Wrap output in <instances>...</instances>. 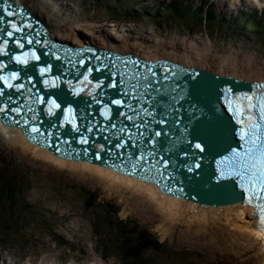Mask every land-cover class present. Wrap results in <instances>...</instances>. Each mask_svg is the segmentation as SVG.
Wrapping results in <instances>:
<instances>
[{
    "label": "rangeland",
    "instance_id": "1",
    "mask_svg": "<svg viewBox=\"0 0 264 264\" xmlns=\"http://www.w3.org/2000/svg\"><path fill=\"white\" fill-rule=\"evenodd\" d=\"M34 1L65 23L68 30L74 28L95 41L118 38L167 51L173 46L182 50L201 47L211 58L233 57L239 63L251 59L264 69V31L253 29L264 25V10L252 9L254 14L249 15L240 13V8L249 9L242 0H213L210 10L220 18L213 22H204L205 15L211 12H207L208 5L199 15L203 22L198 21L199 16H167L170 8L162 3L168 0ZM67 167L9 146L0 133V170L18 181L27 205L17 207L16 213L0 222V263L228 264L229 251H243L247 257L264 254L261 242L232 231L223 221L168 222L147 197L111 187L90 173ZM88 192L97 198L91 207L85 205ZM105 204L116 213L102 212L107 209ZM119 219L143 227L164 245L166 252L149 251L128 259L121 238L109 226Z\"/></svg>",
    "mask_w": 264,
    "mask_h": 264
},
{
    "label": "water",
    "instance_id": "2",
    "mask_svg": "<svg viewBox=\"0 0 264 264\" xmlns=\"http://www.w3.org/2000/svg\"><path fill=\"white\" fill-rule=\"evenodd\" d=\"M7 11L13 12L14 15L11 17L6 15ZM10 21L17 24L21 31H14L10 26ZM9 31L13 33L11 37L7 35ZM29 40L33 43L29 44ZM0 49H2L0 51V77L4 78L0 79V93L3 94L0 95V108L5 109L3 113H0V123L3 126L7 121L5 117L12 115L8 109L19 107L17 103L22 102V98L26 97L28 100L29 96L34 97L32 94H37V89L43 92L39 95L40 98L44 95L48 96L47 91L40 86V76L43 77L41 80L46 78V82L49 77L56 76L60 83L69 76L71 80L72 71H75L79 76L77 85L85 80V75L88 76V81L92 77H97L98 80L93 84L101 85L103 80H109L111 76H114V72L117 76L115 81L118 82L122 74L126 81L134 73L141 76L147 74L154 81L153 88L159 90L157 92L150 88L148 90L150 96L144 97L147 103H141L146 110L145 124L147 127H136L127 120H120V122H128V127L132 128L131 130L127 128L129 136L137 134L141 136L143 133L140 137L141 147L138 153L137 147L129 153L128 140L121 141V138L125 137L123 132L118 133L117 136H109L110 142L125 144L123 148H116V152L123 153V155L129 154L128 160L129 157H137L140 152L150 154L149 163L143 170L139 167L135 169L133 177L138 181L155 184L152 180L142 177L156 176L157 173L152 165L161 163L160 158L163 157V161L170 162L166 169L170 178L160 184H155L162 193L168 196L188 198L190 202L197 200L201 204H212L213 206L216 203H233L242 198V192L236 190L234 180L218 181L220 176L214 171L213 165H219L221 157L230 147H238L235 136L236 125L221 100L228 102V92L235 93L240 89L249 90L248 80L237 78L234 75L223 76L195 65L185 66L164 57L145 59L94 45L76 46L68 41H61L52 36L44 20L21 0H0ZM105 53H108V56ZM17 57L26 63H18ZM128 60L137 61L139 64L126 63ZM88 68L93 71L89 73ZM41 69H46V71L41 74ZM153 73L155 75H152ZM31 74L35 77L34 84L29 81ZM123 87L126 89L127 83L118 88H111L106 101L127 100L132 106L141 109L140 104L137 105L135 100L124 95ZM56 96L62 99L59 93ZM78 97L82 101L81 105L88 101L82 95ZM153 102H155L154 108ZM234 103L235 101H232L231 105ZM94 109L97 108L94 107ZM73 112L83 114L85 110L79 105L77 109H73ZM164 112H167L164 125L148 120L151 119L147 116L148 113L153 114L159 121ZM22 113L26 112L22 111ZM95 115L97 113L91 117L85 116V119L93 118ZM16 126L22 127L21 123ZM8 128L16 131L11 126ZM155 131H161V136H152ZM149 139H155L153 146L149 144ZM103 143L106 145V140ZM79 154L83 156V153ZM85 155L89 157L87 156L88 151H85ZM113 157L115 160L113 165H117L118 158L115 155ZM162 166L163 163L159 165V168ZM164 183L169 185L168 189L162 187Z\"/></svg>",
    "mask_w": 264,
    "mask_h": 264
},
{
    "label": "bare ground",
    "instance_id": "3",
    "mask_svg": "<svg viewBox=\"0 0 264 264\" xmlns=\"http://www.w3.org/2000/svg\"><path fill=\"white\" fill-rule=\"evenodd\" d=\"M21 1L25 2L33 12L44 20L53 37H57L61 41H68L76 46H81L83 43L93 44L99 48H107L120 53H131L145 59L164 57L185 66L195 65L197 67L207 68L223 76L234 75L250 82L253 80H264V69L259 68V66L255 64V62H252L251 59H243V63H239L238 60L233 57L225 58L224 60H217L216 58H211L212 55L207 54V50L201 49V47H190L188 50H182L173 46L167 51V48L158 49L157 46L140 47V45L135 43L129 44L127 41L122 42L118 38H113L114 41H117L116 43L109 42L113 40L112 38H101L100 40L95 41V38L76 32L74 28L68 30L65 23L50 16L45 7L41 6L34 0ZM257 2L260 1L257 0ZM140 43H143V41H140ZM0 131L3 132L4 136L1 132L0 133L5 140V143L9 146L23 149L36 158H41L44 161H48L62 168L68 166L71 168H67L71 170L73 169L76 171H82L83 173H90L100 180L106 181L111 187L114 186L117 189L124 188L126 191L140 194L142 197H147L156 205L168 222L175 221L181 223L185 221L187 223H194L195 221H200L209 223L210 221H213L212 223H216L218 221H223L232 229V231L244 233L250 238H255L257 242H261L264 252V233L259 232L255 227V224L259 223L260 210L257 208L258 202L254 199L248 201L246 207L241 206L240 203L219 205L217 207H204L200 206L201 204L197 202L191 203L168 196H162L154 185L118 175L85 162H69L64 159H59L51 155L47 150L37 149L31 146L16 131L6 130L4 127L3 129L0 128ZM32 152H34V154ZM229 253L226 255L228 264H264V254L262 256L257 254L252 257H247L245 254L246 252L243 251L237 253L229 251ZM238 256L241 257L240 260L237 259Z\"/></svg>",
    "mask_w": 264,
    "mask_h": 264
},
{
    "label": "snow or ice",
    "instance_id": "4",
    "mask_svg": "<svg viewBox=\"0 0 264 264\" xmlns=\"http://www.w3.org/2000/svg\"><path fill=\"white\" fill-rule=\"evenodd\" d=\"M6 15L8 16H13L14 13L11 11H7ZM11 28L16 31L19 32L21 31L20 27L13 23V22H9ZM7 35L9 37H11L13 35V33L11 31L7 32ZM39 41H37L38 43ZM29 44L33 43L32 40L28 41ZM21 47H23V45H20ZM0 51H2V49H0ZM35 55V54H33ZM36 59H39V57H35ZM18 63H26V61H22L20 60L19 57L16 58ZM126 63H133L138 65L139 62L137 61H131L128 60L126 61ZM99 70V69H97ZM46 71V69H41V74H43V72ZM87 71L90 73L93 71V69L88 68ZM152 75H155L154 73ZM15 78V76L13 77ZM0 79H4L3 77H0ZM84 79L87 81L88 80V76H84ZM135 80V83H132L131 81ZM125 83H127V88L124 89V95L129 96L131 100H135L136 104L139 105L141 103H147V101L144 100L145 96H150V92L148 91L150 88L153 89V91H157L159 92L158 89H154L153 88V84L154 81L152 79L149 78V75L145 74V75H139L137 73H134L131 77L127 78V81L125 79V76L122 74L119 83L117 82H113L110 85H108L109 87L112 88H118L121 87L122 85H124ZM9 87H11V85H8ZM100 85H97V87H99ZM259 87V86H258ZM141 89H143V91H141ZM0 95H3L2 93H0ZM100 101H97V103H99ZM52 105L54 107L59 108L60 105L56 104L55 101H51ZM127 103L129 110L133 113V115H127L126 113H121V115L125 116V118L129 121H135V119L139 118V113L142 111H146L145 109H137L135 106H132L130 103L124 101V100H120V99H115L112 100V104L117 105V106H125V104ZM155 107V102H153V108ZM249 109L255 107L252 104L248 105ZM9 111H14L16 113H20V109L19 108H10L8 109ZM5 111V109L0 108V113H3ZM51 111V109H50ZM69 111H71V109H69ZM167 116V112H164L161 114V119L159 121H157L155 119V117L152 120V123H158L160 125H164L166 123V119L165 117ZM105 118H107V109L105 110ZM259 118L261 121H264V103H261L260 109H259ZM15 122V121H14ZM136 127H140V126H145L147 127V125L144 123V121L141 119V124L140 125H134ZM74 128H76L75 125H73ZM113 127H115V125H113ZM250 127V135L252 137L251 141H246V143H251L253 145V147L248 149V152L250 154V158H251V163L247 165V171L248 173L251 174L253 181H255V188L253 189V195L256 197V199L258 201H264V129L260 128L259 124H252L249 126ZM78 130V129H77ZM121 132H126L125 128H121L120 129ZM31 133H35L36 135H31ZM31 133H30V138L34 141L37 142H41L38 140V137L43 136L44 134L41 132V129L38 127H31ZM161 131H155L154 136L155 137H160L161 136ZM141 136H143V133H141ZM66 142V141H65ZM80 143H87V139H81ZM150 143H155V141H150ZM133 147H139V145L133 144ZM125 147V144L120 143L116 145V148H123ZM197 147H200L199 145H197ZM86 151V150H85ZM68 153H66L67 155ZM121 155H123V153H121ZM149 153L147 152H140L138 154L137 157H129V162L132 163V161L134 160L135 162L132 163V171L130 172V174H135V169H137L138 167L143 170L145 165H147L149 163ZM153 159L155 158L154 156L152 157ZM161 162L163 163V167H164V171H160L159 167L157 164H153L152 168H155L157 170V175L156 176H148L145 175L142 178L146 179V180H152L155 183H161L162 181H165L167 179H169L170 177L167 176L166 173V169H167V162L163 161V157L160 158ZM149 171H151V169H148ZM239 175V173H238ZM158 177V178H157ZM162 187L164 189H168L169 185L167 183L162 184ZM257 208L260 210V215H259V225L261 227V230H264V203H258L257 204Z\"/></svg>",
    "mask_w": 264,
    "mask_h": 264
},
{
    "label": "trees",
    "instance_id": "5",
    "mask_svg": "<svg viewBox=\"0 0 264 264\" xmlns=\"http://www.w3.org/2000/svg\"><path fill=\"white\" fill-rule=\"evenodd\" d=\"M191 3L192 1L190 0L187 1V4H184L182 1L178 3L172 2L171 5L174 7L168 6V8L170 9L167 16L184 18L189 15L193 19L205 11L204 7L207 5V3L203 0L200 4V7L195 9L191 6ZM178 6H184L186 10L184 11L182 8H178ZM210 9L212 8L208 5L207 12H211H209V14L206 12L207 14L205 15L204 22H206V20H211V22L215 20L219 21L220 18H217ZM203 20L204 18L199 16L198 21L203 22ZM221 20H223V18H221ZM258 28L259 30H264V25H261ZM255 30H257V27H255ZM96 199L97 198L95 194L92 195L91 192H88V196L85 200V205L87 207L93 206ZM26 206L27 205L25 204L24 199L21 196V189L18 187V181L8 174H4V172H1L0 170V222L2 220L8 219L12 212L16 213L15 209L17 207ZM105 207L110 210L109 211L104 208L102 212H104L105 214L116 213V211L110 205L105 204ZM108 207H111V209ZM98 221L100 225V218L98 219ZM109 226L118 233L119 237L121 238V242L126 249V257L130 260H133L137 256L143 255L149 251L164 253L167 250L164 245L156 240L147 230L135 223L119 219L116 223L111 222Z\"/></svg>",
    "mask_w": 264,
    "mask_h": 264
}]
</instances>
